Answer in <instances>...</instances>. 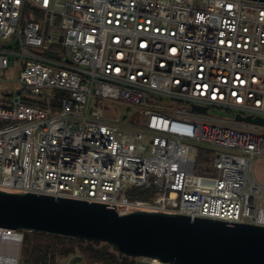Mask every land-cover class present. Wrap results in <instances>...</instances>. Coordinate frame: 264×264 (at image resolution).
Instances as JSON below:
<instances>
[{"label":"built area","instance_id":"built-area-1","mask_svg":"<svg viewBox=\"0 0 264 264\" xmlns=\"http://www.w3.org/2000/svg\"><path fill=\"white\" fill-rule=\"evenodd\" d=\"M11 62L22 88L0 99V191L264 226V125L244 120L264 119V2L0 0V72ZM105 102L142 120L114 122ZM22 239L0 228V264L20 263Z\"/></svg>","mask_w":264,"mask_h":264},{"label":"water","instance_id":"water-1","mask_svg":"<svg viewBox=\"0 0 264 264\" xmlns=\"http://www.w3.org/2000/svg\"><path fill=\"white\" fill-rule=\"evenodd\" d=\"M46 55L58 59L55 52ZM244 120L264 125L262 118ZM0 228L109 244L137 260L264 264V226L144 211L123 216L103 204L45 195L0 191ZM81 260L74 256L70 263Z\"/></svg>","mask_w":264,"mask_h":264},{"label":"trees","instance_id":"trees-1","mask_svg":"<svg viewBox=\"0 0 264 264\" xmlns=\"http://www.w3.org/2000/svg\"><path fill=\"white\" fill-rule=\"evenodd\" d=\"M53 112H56L55 105ZM132 198H146L149 194L144 190L128 192ZM21 249L20 264H59L57 259L68 257L80 252L86 262L90 264H144L123 256L117 249L109 244L72 239L68 237L53 236L43 233L25 232Z\"/></svg>","mask_w":264,"mask_h":264},{"label":"rangeland","instance_id":"rangeland-1","mask_svg":"<svg viewBox=\"0 0 264 264\" xmlns=\"http://www.w3.org/2000/svg\"><path fill=\"white\" fill-rule=\"evenodd\" d=\"M41 17H42L41 14L35 13L33 10L30 9H27V12L25 13V21H36V20L41 21L43 19V17L42 18ZM53 50L59 52L62 55L67 54V50L63 49V47L60 46L54 47ZM9 64L10 65L8 71L0 72V99L3 97L2 95L3 93L16 94L20 90V88H22V86L17 81L16 62L15 63L11 62ZM168 105L169 108H173V109L181 108L178 104L175 103H169ZM98 107L103 112L104 117L109 118L114 122H120L124 118H126V122L136 126L137 124H139V121L142 120L141 115L139 114V112L136 111V109H131V107H128L121 103L105 102L98 104ZM208 115L218 119L233 120L232 114L220 109L210 110L208 112ZM252 167H253V173H252L253 180H255L260 186L264 188V156H259L255 158ZM100 246L102 247L103 243ZM74 256H80L82 258V260L77 262V264H90L89 262H86V260L83 258L80 252H77L74 255H70L64 258L59 257L57 259L58 261L57 263L71 264L70 262H72ZM138 261L147 264V261L145 259H138Z\"/></svg>","mask_w":264,"mask_h":264},{"label":"bare ground","instance_id":"bare-ground-1","mask_svg":"<svg viewBox=\"0 0 264 264\" xmlns=\"http://www.w3.org/2000/svg\"><path fill=\"white\" fill-rule=\"evenodd\" d=\"M8 235H5V237H7ZM1 240H3V239H1Z\"/></svg>","mask_w":264,"mask_h":264}]
</instances>
